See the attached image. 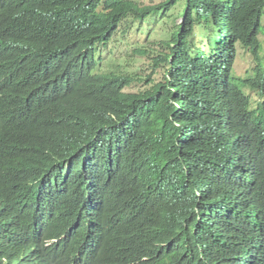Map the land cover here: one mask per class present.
<instances>
[{"label":"trees","instance_id":"trees-1","mask_svg":"<svg viewBox=\"0 0 264 264\" xmlns=\"http://www.w3.org/2000/svg\"><path fill=\"white\" fill-rule=\"evenodd\" d=\"M178 1L0 0V264H264V0H182L143 90L101 63Z\"/></svg>","mask_w":264,"mask_h":264},{"label":"rangeland","instance_id":"rangeland-1","mask_svg":"<svg viewBox=\"0 0 264 264\" xmlns=\"http://www.w3.org/2000/svg\"><path fill=\"white\" fill-rule=\"evenodd\" d=\"M141 5H158L164 0H137ZM184 6L182 0L166 12H158L156 15L146 18L141 23L133 24V29L124 33V26L119 29L113 40L103 49L101 63L106 71L120 73L131 80L126 89L128 92H137L147 87L150 81H161L163 70L156 69L153 72L152 57L164 52L162 42L170 39L174 27L181 23V11ZM192 38L194 43L199 41V32ZM264 47V36L259 37ZM147 53L140 54L142 51ZM254 61L249 52L237 48V55L232 67L234 75L242 77L246 71H250ZM144 79L148 81L142 82ZM248 92V91H247ZM251 104L254 106L256 96L251 94Z\"/></svg>","mask_w":264,"mask_h":264}]
</instances>
